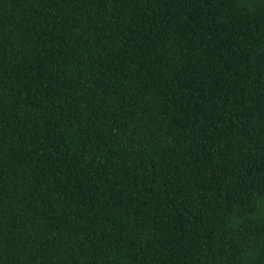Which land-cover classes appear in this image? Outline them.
<instances>
[{
	"label": "trees",
	"instance_id": "1",
	"mask_svg": "<svg viewBox=\"0 0 264 264\" xmlns=\"http://www.w3.org/2000/svg\"><path fill=\"white\" fill-rule=\"evenodd\" d=\"M0 264H264V0H0Z\"/></svg>",
	"mask_w": 264,
	"mask_h": 264
}]
</instances>
